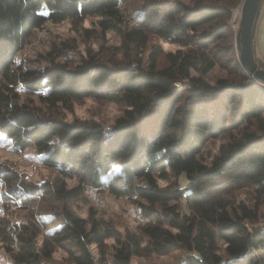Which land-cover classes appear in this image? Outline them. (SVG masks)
I'll return each mask as SVG.
<instances>
[{"label":"trees","instance_id":"trees-1","mask_svg":"<svg viewBox=\"0 0 264 264\" xmlns=\"http://www.w3.org/2000/svg\"><path fill=\"white\" fill-rule=\"evenodd\" d=\"M128 1L0 0V133L13 150L35 147L57 171L35 184L0 166L2 201L38 208L48 214L39 224L54 223L40 239L28 223L0 219L9 264H49L57 249L72 264H133L177 249L185 253L179 264H264V85L239 59L232 17L241 0H141L126 16ZM89 16L101 37H120L115 59L102 52L16 65L35 29L67 19L79 26ZM153 35L177 48L151 44ZM261 40L255 59L264 69V31ZM73 49L56 47L66 58ZM21 91L44 106L21 101ZM87 97L123 111L108 127L60 115ZM87 187L136 197L147 220L120 229L93 210L78 214L69 201ZM238 190L251 204L238 201Z\"/></svg>","mask_w":264,"mask_h":264},{"label":"rangeland","instance_id":"rangeland-1","mask_svg":"<svg viewBox=\"0 0 264 264\" xmlns=\"http://www.w3.org/2000/svg\"><path fill=\"white\" fill-rule=\"evenodd\" d=\"M141 0H129L125 4V14L129 16L131 13L137 11L136 6ZM242 2V0H241ZM235 8L232 17L233 26L238 29L240 21V4ZM258 22L257 36L254 40L256 45V53L260 54L259 42L262 41V32L264 31V3L262 16ZM98 18L89 16L79 26L75 25L71 20L67 19L62 22H46L42 27L35 29L28 35L26 44L22 50L18 52L15 57L16 65L18 67H25L27 65H45L50 59L55 60H75L76 62L83 56L97 55L103 52L101 58L103 60L115 59L112 54H109L115 47L121 44L120 37L113 31L106 32V38L101 37V30L97 24ZM89 28L90 31L86 32L85 29ZM106 43V44H105ZM158 43L162 45L165 51L175 50L177 45L165 41L162 37L153 35L151 37V44ZM57 45L72 46L74 55L65 57L58 55L59 51L56 50ZM151 47L147 48L146 54L150 51ZM117 58L120 55L116 56ZM116 58V59H117ZM73 63V62H72ZM222 73L227 74L226 70L219 68L214 74ZM35 100L37 104L42 107L36 96L28 95L21 91V101ZM123 106L114 102H106L98 100L94 97H87L82 100L74 101L72 108L60 109V115L66 119L73 120L74 118H95L103 122L107 127L112 125L115 119L122 113ZM220 140L211 141V146L217 148ZM12 139L6 134L0 133V166H8L16 170L22 179L35 184L43 181L52 180L56 177L57 171L44 164L40 159L39 153L35 147L31 146L25 150H13L11 148ZM181 185L186 186L188 180L185 174L181 176ZM75 178L68 180V184L74 185ZM164 183V182H162ZM238 201L245 204H251L253 201L244 190H238ZM259 199L260 211L264 212V204ZM71 207L80 215L88 216L90 211L93 210L100 217L111 219L115 222L120 229L126 227L139 230L147 220L144 214L148 208L143 206L141 202L132 196H115L109 193L106 189L97 190L87 187L80 196L73 198L69 201ZM241 212V207L238 206ZM44 215L39 212L38 208L27 206L25 208L15 207L8 205L0 198V219H4L13 223V221H24L31 225L30 227L35 231L40 232V239L43 236L50 235V229L54 223H41ZM52 222V221H51ZM23 223V222H21ZM96 251V250H95ZM184 251L182 249L174 250L170 253L163 255H142L134 256L132 258L133 264H179L183 257ZM11 252L9 244L0 237V264L10 263ZM49 264H72L69 261L65 252L62 249H57L52 258L48 261Z\"/></svg>","mask_w":264,"mask_h":264},{"label":"water","instance_id":"water-1","mask_svg":"<svg viewBox=\"0 0 264 264\" xmlns=\"http://www.w3.org/2000/svg\"><path fill=\"white\" fill-rule=\"evenodd\" d=\"M264 0H242L240 21L236 43L242 67L258 82L264 85V69L255 59L254 40L257 36L258 22L262 16Z\"/></svg>","mask_w":264,"mask_h":264}]
</instances>
